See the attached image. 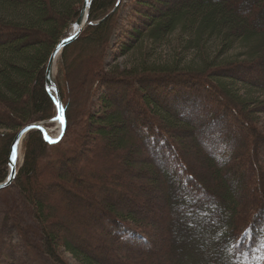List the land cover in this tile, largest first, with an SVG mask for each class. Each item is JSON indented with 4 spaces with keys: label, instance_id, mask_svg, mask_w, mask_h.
<instances>
[{
    "label": "trees",
    "instance_id": "trees-1",
    "mask_svg": "<svg viewBox=\"0 0 264 264\" xmlns=\"http://www.w3.org/2000/svg\"><path fill=\"white\" fill-rule=\"evenodd\" d=\"M84 1L0 0V184L9 175L15 135L56 116L46 67ZM120 2L92 0L85 31L64 49L61 141L49 145L38 131L27 136L13 185L30 206L41 252L55 264H65L63 253L79 264H264V123L254 114L264 112V100L254 97L264 94V0L174 6L137 0L155 13L142 15L143 27L131 32L123 51L142 58L129 70L105 72ZM156 5L164 6L159 14ZM174 42L169 60L143 53L145 44L161 49ZM89 46L98 56L88 57L79 74L80 61L67 56ZM183 51L191 56L186 65ZM91 58L97 63L89 64ZM257 72L258 80L245 78ZM100 87L105 92L94 103ZM123 92L125 103L117 109ZM183 133L200 143L207 175L196 171ZM97 142L120 154V164L100 157ZM90 160L99 164V175ZM122 198L126 206H119ZM65 224L68 235L60 229ZM121 249L120 258H100Z\"/></svg>",
    "mask_w": 264,
    "mask_h": 264
},
{
    "label": "rangeland",
    "instance_id": "rangeland-1",
    "mask_svg": "<svg viewBox=\"0 0 264 264\" xmlns=\"http://www.w3.org/2000/svg\"><path fill=\"white\" fill-rule=\"evenodd\" d=\"M136 1L137 0H121L120 5L117 7V9H118V11L116 12L117 18L114 20L113 33L108 40V44H107V47H106L105 52H104V58H103L104 63H103L102 68H104L105 72L112 71L116 68L121 70V71H123L125 69L129 70L130 68H133L134 66H136L137 60H140L142 58L140 53L136 52V50H134L131 53H126L123 51V49H124L123 47H125V44H129L131 42L128 39L131 32L134 30H137V29H141L143 27L144 21L142 20V15L152 16L155 13V11L151 12L149 10L147 11L145 9H141L140 7H138L136 5ZM160 1H163V0H160ZM166 1H167V4L169 6H174V5L182 2V0H166ZM153 7L154 8L156 7L155 9L158 10V12L156 11L158 14L160 12H162L164 9V6H157L156 5ZM244 10H245V7L238 9V11L240 13H242ZM255 23H256V25L257 24L259 25V23H262V21L261 20L259 21V19H258L255 21ZM85 29H84V31H85ZM71 33L72 32L70 30L68 35L70 36ZM145 45H146V52H143L144 54L145 53L147 55L150 54L151 59L160 58V59H162V61H166V60L171 59V57L174 54L172 51H175V49H177L175 42L173 43V47L164 46L165 48H161V49L158 46L152 48V47H148L147 44H145ZM138 47L140 48V45ZM141 49H144V48L141 47ZM92 50H94V49L90 48V46H89V48L87 50H86V48H85V50H82L79 52L78 51L76 52L73 50L69 53L70 55L67 56V57H69L68 60H71V62L73 61L74 63H76V62L80 61L79 67L77 68L79 70L78 71L79 74L82 72L84 64L88 65V62L83 63L88 59V57L90 58L91 56L92 57L98 56V54L95 55L94 54L95 51L93 52ZM179 50L181 51L183 49H179ZM63 54H64V50L59 55V59H57V61L55 63V70L54 71H55L57 83L58 84L60 83V85L62 87L61 89L64 88L63 89L64 95L66 96L67 87L63 83V75H62L63 71H64ZM182 54H184L183 56L186 57V59L183 60V64H185L187 62L189 63L188 58L191 57L190 53H186L183 51ZM235 54L236 55L238 54L237 50L234 51L233 53H231L229 55V57L235 56ZM81 57H86V58H81ZM93 58L96 59V57H93ZM93 58H91L92 62L89 63L91 65L97 63V62H94L95 60H93ZM220 61H221V58H220ZM260 74H261L260 72H257V73H254L253 76L248 75L245 78H248L251 80H255V79L258 80V77L260 76ZM136 87L137 86L135 85L134 89H136ZM238 87L242 88L241 85ZM103 92H105L104 89H102V87H100V90L96 94V97L92 99V101H94V103L95 102L98 103V100H99L100 96L103 94ZM116 93H118V91H116ZM245 93H246V90H242V94H245ZM129 94L130 93H128L127 95H129ZM194 94L199 95V93H194ZM121 96L123 98L119 99V101L117 102L118 104L116 103L117 109L122 108L123 101H124V99H126L125 98L126 92H123L121 94ZM254 97L261 98V101H262V99L264 100V94L261 92L260 93L256 92ZM124 103H125V101H124ZM203 104H204V102H203ZM213 104L209 105V106H213ZM101 113H102V111H101ZM254 114L256 116L255 117L256 120H258L260 123H264V112L263 113L255 112ZM80 117H81V115H80ZM81 120H82V125H84L83 122L86 121V118L84 120L83 119H81ZM52 129L55 130V127H53ZM75 131L77 132V134L78 133L81 134L79 129H77ZM54 133H57V131H54ZM187 136H188L187 133H183V135H182V137H184V139H185V143L188 147L190 155L193 156L192 160H194V163L197 165V166H194V167H196L195 169H197L196 171H198V173L205 172L204 174L207 175V173H209L208 167H204L205 166L204 162L206 160L204 159V156H203L202 152L200 151V148H201L199 145L200 143H198V142L195 143L193 139L190 140L189 137H187ZM26 140H27V137L22 144V149L20 152V160L18 162V167H17L18 171H20V168L22 167V164H23V155H24V151H25ZM249 141H250V137L248 136V138L243 140V144H245L246 142H249ZM97 143H99V146H101L100 153L102 155L100 157L104 158V160L111 159V161L113 160V161H115V163H118V161L120 159H117V158L120 157V154L117 155L116 157H114V155H111L110 153H108L107 149L104 147L105 145L104 146L101 145V142H97ZM122 155L123 154H121V156ZM126 155H128V153H126ZM90 163H91V169H93V168L97 169V171H98L97 175H99L100 171L98 169H100V168L97 167L99 164L95 163V162L93 163V161H91V160H90ZM118 164H120V163H118ZM128 172H129V169H128ZM91 175H92V173H91ZM129 176L133 180L134 176H137V175H130L129 174ZM142 176L143 175H140L139 177H142ZM101 177L103 179L102 174H101ZM51 193H53V192H51ZM90 195H95V197H99L100 193L96 194V192H91ZM48 201L45 200L47 205H49L51 203V202L49 203ZM74 204H75V206L77 205L76 202ZM127 204L128 203H127L126 199L122 198V202L119 203V206H122V205L126 206ZM128 206H130V208H132L133 210H135V209L140 210L139 207L136 205V203H133V204L130 203ZM68 207H69L68 209L71 208V210L73 208L72 205H69ZM151 210L152 209L147 210V209L142 208V211L147 213V214L151 213L152 212ZM89 211H90V209H89ZM146 216H148V215H146ZM74 224L80 225L81 222L75 221V223H73L72 225H74ZM68 226H70V225L65 224V225L60 227V229L64 232L63 234H65V235H68V233H69V227ZM166 235L162 236L163 237L161 240L162 242L165 240ZM125 245L129 246L130 248H133L135 246V245H128V244H125ZM152 249L153 248L146 249L145 252L149 254L152 251ZM154 250H156V249L154 248ZM119 251H120V253H122L121 252L122 249L118 250V251H114L113 254L110 251L108 253L107 252H101L100 258L101 259L103 258L102 253H105V257H106L103 260H109L110 261V257L112 258L113 256L120 258L122 255L119 253ZM123 252H127V250L123 249ZM63 260H64L65 264H79L68 253H63ZM0 264H55L52 262V260L50 258H48L43 252H41L39 230H38V226H37L36 222L32 219L30 206L25 203V201L23 200L18 189L14 185L8 187L7 189L0 191Z\"/></svg>",
    "mask_w": 264,
    "mask_h": 264
},
{
    "label": "water",
    "instance_id": "water-1",
    "mask_svg": "<svg viewBox=\"0 0 264 264\" xmlns=\"http://www.w3.org/2000/svg\"><path fill=\"white\" fill-rule=\"evenodd\" d=\"M91 2L92 0L84 1L81 14L78 20L72 25L71 36L59 42V44L56 46L53 53L51 54L47 67H46V76H45L46 91L48 95L50 96V98L52 99L56 107V110H57V116L52 122H57L62 127L61 135L57 139L54 140L49 134V129L46 127V125L48 124L47 122L30 124L24 127L23 129H21L15 135L12 141L10 152H9V159H8V166L10 169L9 176H8V179L4 183L0 184V191L7 189L8 187L14 184L16 177L18 175L17 167H18V162H19V155L22 149V144L30 132L32 131L41 132V134L44 137L45 142L49 145H55L59 143L62 137L64 136V133L66 130L65 108L62 103L60 90H59L57 79L55 76V71H54L55 63L59 55L61 54V52L65 49V47L75 42L84 32V29L86 28L87 22H88ZM118 5L114 9V11L117 9Z\"/></svg>",
    "mask_w": 264,
    "mask_h": 264
},
{
    "label": "bare ground",
    "instance_id": "bare-ground-1",
    "mask_svg": "<svg viewBox=\"0 0 264 264\" xmlns=\"http://www.w3.org/2000/svg\"><path fill=\"white\" fill-rule=\"evenodd\" d=\"M117 6V5H116ZM98 23H100V22H98ZM87 24H88V22H87ZM71 45V44H70ZM70 45H68V46H70ZM67 46V47H68ZM67 47H65V48H67ZM63 52V51H62ZM61 52V53H62ZM58 59H59V57H58ZM48 129H49V127H48ZM49 134H50V136L52 137V138H56L57 136H58V133H56V134H54L53 133V131H51L50 129H49ZM19 160H20V155H19Z\"/></svg>",
    "mask_w": 264,
    "mask_h": 264
}]
</instances>
